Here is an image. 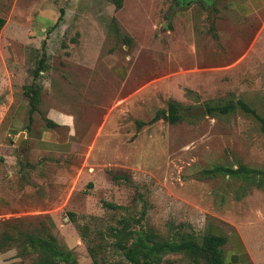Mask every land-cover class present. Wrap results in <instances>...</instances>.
<instances>
[{
  "label": "rangeland",
  "instance_id": "1",
  "mask_svg": "<svg viewBox=\"0 0 264 264\" xmlns=\"http://www.w3.org/2000/svg\"><path fill=\"white\" fill-rule=\"evenodd\" d=\"M236 1L121 0L114 10L110 0H0V235L44 228L74 264H92L87 245L97 242L112 263L108 231L125 218L164 240L220 235L224 264H264L257 179L204 176L264 171V7L244 16ZM27 88L40 97L30 123ZM237 100L258 118L186 115ZM169 101L179 122L137 127ZM59 116L72 123L74 152L36 154L24 135L14 144L25 125L64 142L65 129L44 126ZM17 250L4 248L0 264L33 263ZM160 264L191 263L167 254Z\"/></svg>",
  "mask_w": 264,
  "mask_h": 264
},
{
  "label": "trees",
  "instance_id": "2",
  "mask_svg": "<svg viewBox=\"0 0 264 264\" xmlns=\"http://www.w3.org/2000/svg\"><path fill=\"white\" fill-rule=\"evenodd\" d=\"M114 6V10L121 7V0H110ZM62 11L59 13V17ZM4 24V20L0 18V29ZM216 36L213 34V38ZM43 71V57L37 62V67L33 70L34 77ZM24 95L27 101V121L30 123L31 116L37 111L39 103L38 89H24ZM239 109L241 112L250 114L255 118L256 113L240 100L235 102L228 101L221 107H205V114L209 115L217 111L221 115H226ZM182 115L179 112V106L169 101L165 110H159L154 113L152 118L146 122H137V127L153 124L158 120H162L167 124H175L179 122ZM44 120V126L47 129L56 127L52 121ZM263 122V121H262ZM27 130L28 125H25ZM216 173L227 175L229 178H237L244 182L250 179H257L253 183L257 188L264 190V171L249 169L244 166L231 167H213L204 171V176L212 177ZM103 206L109 209H117L119 206H113L103 203ZM72 218V214H69ZM108 236L112 239L111 246L116 249L120 255L118 261L112 263H104V256H101V243H92L87 245V253L92 264H160L162 258L167 254H182L191 264H224L220 247L224 244V237L216 234L207 233L199 239L188 233H180L173 240H164L159 238L150 228L139 225L131 228L128 219L121 218L117 221V226L111 227ZM15 244L17 255L24 256L29 253L35 254L36 258L32 264H74V258L71 254H66L56 244L54 236L44 228L39 234L27 233L21 239H13L8 233L2 232L0 235V252Z\"/></svg>",
  "mask_w": 264,
  "mask_h": 264
},
{
  "label": "crops",
  "instance_id": "3",
  "mask_svg": "<svg viewBox=\"0 0 264 264\" xmlns=\"http://www.w3.org/2000/svg\"><path fill=\"white\" fill-rule=\"evenodd\" d=\"M237 2H242L243 7L246 9L244 16L249 15L248 12L258 10L259 8L264 7V0H239ZM253 2H255V5H253ZM251 13V12H250ZM262 31L264 30V20L262 21ZM261 31V32H262ZM61 114V113H60ZM58 114V115H60ZM48 120L52 121L54 124H56L55 129L63 128L65 129L67 139L64 142H58L55 137H46L47 133H40L37 131L24 128L22 132H24V141L27 142V144H31L33 147L32 151L36 154H46L51 152H74L76 150V144L74 140L71 138L73 136L72 129V123L71 121H68V118L66 116H59L57 118H49ZM52 129V128H51ZM20 133V132H19ZM42 143V144H41ZM37 158V157H36Z\"/></svg>",
  "mask_w": 264,
  "mask_h": 264
},
{
  "label": "water",
  "instance_id": "4",
  "mask_svg": "<svg viewBox=\"0 0 264 264\" xmlns=\"http://www.w3.org/2000/svg\"><path fill=\"white\" fill-rule=\"evenodd\" d=\"M163 27H165L163 25ZM186 115L189 118H199V117H204L205 114V110L201 105H197L195 107H192L191 109H188L186 111ZM24 135V132H20L17 135V138L14 140V144H19L20 138Z\"/></svg>",
  "mask_w": 264,
  "mask_h": 264
}]
</instances>
